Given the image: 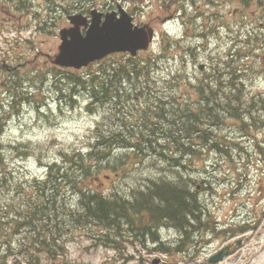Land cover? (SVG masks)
<instances>
[{
	"label": "trees",
	"instance_id": "1",
	"mask_svg": "<svg viewBox=\"0 0 264 264\" xmlns=\"http://www.w3.org/2000/svg\"><path fill=\"white\" fill-rule=\"evenodd\" d=\"M109 67L112 68L109 72L115 70L112 75L116 76L119 82L129 72L130 63L112 62ZM231 67H225L220 71L214 70V75L209 74L202 78L203 97L210 81L220 85L215 87L213 106L208 102L207 96L204 102L202 97L196 104L190 99L180 102L171 94L165 97L154 96L147 103L149 136L141 137L137 133V139H127L119 135L105 137L98 133L93 139V149L89 153L85 155L70 153L63 156L67 169L60 171L59 167H50V176L42 186H39L38 195L36 191L31 190V186L8 183L9 194L25 198L18 207L14 206V198L7 204L0 202V264H10L8 259L13 255L10 248L11 234L24 232V237L19 242V251L15 254L21 253L20 256L28 259L31 264H62L65 256L62 236L66 235L68 227L81 229L93 239L105 240V236L117 239V243L120 244L123 240L119 234L121 230L126 231L129 226L130 229L136 230V235L143 237L142 231L149 228L147 217L151 223L162 221L165 224L185 227L195 212L205 211V205L200 200L197 201L185 180L181 176L171 174L178 163L177 156L182 157L187 153H174L171 150L165 152L163 149L173 148L180 152L200 143L207 145L212 124L222 125L230 117L234 119L240 117L244 107L240 88L241 74L236 72V66ZM95 75L97 74L88 75L89 79H86L76 73H70V84L72 87L77 85L88 89L94 101L116 99L110 94L106 95L108 92L116 93L106 85L113 80H100ZM148 78L149 75L146 74L144 79L149 81ZM185 81L183 74H177L166 83ZM224 83L231 85L228 93L221 87ZM1 129L0 122V132ZM129 141L139 145L140 150L143 146L157 150V159L168 164L167 168L162 170L163 178L150 182L146 191H136L134 200L129 205L123 203L121 206L117 205L115 199L101 196L95 188L89 186L86 189L81 188L83 181L90 183L101 175L102 169L110 168L109 164L101 165L100 162L108 156L106 151L112 143L128 145ZM96 145H100L102 150L94 149ZM138 154L135 153L134 157L136 158ZM7 173V168L0 166V189L7 182ZM167 173L171 178H167ZM64 183H68V187L81 194L79 211L65 210L59 199L61 194L56 196L58 185ZM36 198L39 205L35 207ZM127 206L130 209L129 213ZM200 219L199 214L197 220ZM11 264L17 263L13 261Z\"/></svg>",
	"mask_w": 264,
	"mask_h": 264
},
{
	"label": "rangeland",
	"instance_id": "2",
	"mask_svg": "<svg viewBox=\"0 0 264 264\" xmlns=\"http://www.w3.org/2000/svg\"><path fill=\"white\" fill-rule=\"evenodd\" d=\"M234 2L235 0H230L231 8L236 5V2ZM217 3L219 4V2ZM208 11L209 10L205 4L201 0H197L196 7L191 6L190 8H187L186 15L188 19L183 17L175 20L176 18L174 12H168L167 14L160 13V15L154 13L150 15L148 19L153 23V25H155L156 30L165 28L175 35L184 34L190 42L193 39L192 35H194V31H199L198 28L207 23ZM169 14L174 16L175 21L170 19L171 15ZM192 14L193 16L191 17ZM138 17L143 20L147 19L140 14ZM238 20V18H235V23ZM204 37L206 39L209 38L207 35H204ZM198 42L201 46H204L202 49L207 48L206 42L202 40H199ZM209 42L211 43L209 40L207 44ZM53 45L54 40L50 34H39V37L36 38V46L42 52H51ZM210 47L214 48L212 45H210ZM178 54H183V51H179L177 55ZM178 56H176L175 61L170 60L167 64H162L161 74L166 75L169 69L174 70L175 67L181 64L179 58L180 56ZM206 58H208L207 55ZM193 64L194 61L190 58L189 67L192 69ZM25 68L27 67H23L22 71ZM262 86H264V80L262 82ZM43 110L47 111V115L40 114L37 111L36 106L24 107L22 114L21 111L18 112L12 120L8 122L4 132L6 142H11L13 144L24 142L30 144L33 148V152L30 156L23 159L17 157L15 158L16 161H12L14 166L13 169L17 167L16 164L18 163V166H22L20 170H25V173L32 174L33 172H40L43 169L39 167V159L47 162L48 160L57 157L60 150H68L70 146L81 147L87 144L88 136H90V132L92 130V118L78 111L74 113L73 110L66 111L67 114L63 117L56 116V113H60L57 107L54 108L55 113H50L47 108H43ZM18 115L20 116L17 117ZM259 140L262 141V138ZM234 157H236L237 160L241 159L238 155H235ZM209 158H211L209 162L207 161L204 164L200 162L198 165L200 170L194 172V176H198L201 179L207 176L206 178H212L213 180L210 183L212 188H207V191H202L200 193L201 198L205 200L210 210L226 211L230 215L234 214L233 207L236 205L239 214L237 221H241L246 214L256 215L258 219L254 222V229H252L251 233L254 235V238H256V236L260 233L258 238L264 242L263 164L258 163L256 160H253V162L249 160L246 165L245 162L239 164L240 170L233 168L232 163L230 165L222 163L223 168L218 169L217 167L219 164L217 162V158L212 155L209 156ZM245 170L248 171V175L245 178V186L247 189L242 190L237 195L232 194V192L235 191H233L232 187H230V184L235 183L237 174H241L245 172ZM14 174L15 176H18L21 173L19 170L15 169ZM146 176V168L139 167L137 170L131 171L126 177L117 180L115 182L117 184L116 187L125 190L129 183L132 185L136 179H143ZM220 181L223 182L224 185ZM161 234L165 237L167 234L166 230L163 229ZM197 238H200L199 234L197 235ZM65 243L68 249L67 262L69 263L67 264H138L133 259V252L129 253V250H126L125 252L126 257L128 258H119L116 254H112L104 248L89 245L90 243H88L82 232L79 230L74 232ZM213 247L214 245L210 246V248ZM209 250L210 249H206V251L200 254L197 258L195 256L186 257L182 253L167 255L166 257L162 256V258L168 262L166 264H209L205 259V254ZM134 254L136 256L140 255L138 251L134 252ZM113 255H116L115 259ZM142 263L145 264V261ZM224 264H264V248L255 257L247 255L236 258L234 254L229 257Z\"/></svg>",
	"mask_w": 264,
	"mask_h": 264
},
{
	"label": "water",
	"instance_id": "3",
	"mask_svg": "<svg viewBox=\"0 0 264 264\" xmlns=\"http://www.w3.org/2000/svg\"><path fill=\"white\" fill-rule=\"evenodd\" d=\"M103 27L102 30L91 27L85 38L76 31L72 33V40L61 46L65 54L70 53L72 63L84 64L114 50H130L135 45L146 47L142 29L133 30L127 17L116 22L106 21Z\"/></svg>",
	"mask_w": 264,
	"mask_h": 264
},
{
	"label": "flooded vegetation",
	"instance_id": "4",
	"mask_svg": "<svg viewBox=\"0 0 264 264\" xmlns=\"http://www.w3.org/2000/svg\"><path fill=\"white\" fill-rule=\"evenodd\" d=\"M2 1L3 0H0V2H2ZM240 5H241L242 15L246 13V10L248 8H254L250 11V14H252V16L257 15L259 12L258 17L259 18L264 17V2L262 0H241ZM52 18H53V16L51 14H49L48 20L50 21V20H52ZM3 20L7 21L8 18L6 17ZM9 20H11V18H9ZM0 24L2 26L4 24V22H1ZM1 32H2V39L0 40V42L4 45V47L2 46V48H4V49H2V51L0 53V69L2 67H6V58H7V56H6L7 52L5 50L7 40H6L5 35L3 34V30H1ZM262 40H264V39H262ZM262 40H261V44H260L261 49L264 48V44H263ZM217 228H219V226H217ZM243 239L244 238H240L239 240H235L234 242H228L227 244L229 246V252H233L234 245L238 244V243H242Z\"/></svg>",
	"mask_w": 264,
	"mask_h": 264
},
{
	"label": "bare ground",
	"instance_id": "5",
	"mask_svg": "<svg viewBox=\"0 0 264 264\" xmlns=\"http://www.w3.org/2000/svg\"><path fill=\"white\" fill-rule=\"evenodd\" d=\"M59 211H60V210H59ZM72 213H73V212H72ZM72 213H71V214H72ZM71 214H70V215H71ZM62 215H63V214H62ZM82 220H83V219H82ZM63 226H64V225H63ZM56 230H57V229H56Z\"/></svg>",
	"mask_w": 264,
	"mask_h": 264
}]
</instances>
